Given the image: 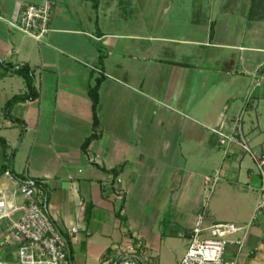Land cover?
<instances>
[{
    "label": "crops",
    "instance_id": "obj_1",
    "mask_svg": "<svg viewBox=\"0 0 264 264\" xmlns=\"http://www.w3.org/2000/svg\"><path fill=\"white\" fill-rule=\"evenodd\" d=\"M165 1L97 0L95 10L87 0H0V61L27 65L39 93L5 115L26 87L18 75H0V137L13 152L11 167L46 188V212L68 240L73 264H109L130 248L150 264L154 244L180 237L186 243L177 264L199 214L207 224L241 228L229 237L225 261L264 264L257 165L236 146L225 150L212 132L229 133L244 109L249 146L264 158V85L254 87L253 79L264 63V0H176L194 15L203 10L204 43L194 41L192 27H162ZM24 3L53 7L40 40L9 25ZM197 43L207 51L205 68L195 64V48H179ZM100 75L99 129L85 153L92 132L87 90ZM118 166L112 185L107 171ZM5 173L0 192L19 208L18 219L22 199ZM120 208L124 220L116 216ZM7 224H0V240Z\"/></svg>",
    "mask_w": 264,
    "mask_h": 264
},
{
    "label": "built area",
    "instance_id": "obj_2",
    "mask_svg": "<svg viewBox=\"0 0 264 264\" xmlns=\"http://www.w3.org/2000/svg\"><path fill=\"white\" fill-rule=\"evenodd\" d=\"M54 15L50 3L41 5L24 3L11 28L40 40L49 32V23ZM254 87L264 85V63L253 74ZM248 99V98H247ZM244 109L232 120V130L224 133L213 129L217 134L219 144L225 150L236 146L249 156L257 165L261 177L255 213L264 212V158L257 156L249 146L248 139L243 130ZM15 184V193L22 199L21 215L14 219L19 208L6 199L0 192V224L8 222L0 240V252L8 247H15L5 257H0V264H72L67 259L68 245L54 221L47 214L43 204V193L30 180L18 181L8 172ZM207 180V179H206ZM241 230L240 227L229 222L207 224L203 214H199L190 231L189 245L184 256L177 264H236L223 259L224 252L229 243V237ZM70 233L76 229L71 228ZM134 248L128 251H119L113 264H136L131 259L136 256Z\"/></svg>",
    "mask_w": 264,
    "mask_h": 264
},
{
    "label": "trees",
    "instance_id": "obj_3",
    "mask_svg": "<svg viewBox=\"0 0 264 264\" xmlns=\"http://www.w3.org/2000/svg\"><path fill=\"white\" fill-rule=\"evenodd\" d=\"M91 3L92 8L93 9H97L98 7V2L97 0H87ZM105 57V54H100L98 61H97V65L99 66L100 70H102L103 67V59ZM0 75H4L8 72L18 75L20 76L25 84L26 87V91L23 95H19V96H14L13 98H11L7 104L5 105V115L8 114L10 108L12 107V105L18 103V102H28V101H34L38 98L39 93L35 87V83H34V74L33 71L27 66V65H23V66H12L11 64H7L4 62L0 61ZM3 70V71H2ZM104 77L102 75H100L99 77H96L93 79L94 84L93 85H89L88 90H87V94L91 100V111H92V126H91V134L84 140L83 144H82V151L86 153L87 148L89 146V144L95 140L97 138V130L99 129V120L97 117V109H98V104H99V87L103 81ZM20 123V122H19ZM0 147L2 149L3 152V160L4 162L2 164H0V176L3 175L5 172H8L14 179L18 180V181H26L24 178H22L21 176L17 175L14 173L12 167H11V162L13 159V152H11L10 154H7V150H8V146L6 141L0 137ZM122 169V166H118L116 168H113L109 171H107L108 173H110L112 175V182L111 184L113 185L115 182V179L118 177V175L120 174ZM104 170V169H102ZM105 171V170H104ZM36 187H39L43 193V198H44V202L43 204L46 206L47 203V190L46 188L43 186V184L36 179H32L30 180ZM123 200V197H122ZM120 211L121 208L119 209V211L116 213V216L120 219V220H124V218L121 217L120 215ZM85 216L88 217V210L87 213L85 211ZM67 245H68V252H67V259L69 260L70 263L73 264L72 262V254H71V250L69 247V242L66 239L65 235L63 234ZM110 253V250L109 252ZM132 260H134L136 262V264H146L145 262H143L140 258L139 255L136 256H132L131 257ZM114 261H116L114 259ZM113 261V262H114ZM113 262H110L109 264H113Z\"/></svg>",
    "mask_w": 264,
    "mask_h": 264
},
{
    "label": "rangeland",
    "instance_id": "obj_4",
    "mask_svg": "<svg viewBox=\"0 0 264 264\" xmlns=\"http://www.w3.org/2000/svg\"><path fill=\"white\" fill-rule=\"evenodd\" d=\"M165 8H162V15L167 17L168 19L164 22L162 26L165 30L170 29L169 31H178L179 33H183L186 27H192L196 29L197 33L195 36V40L199 43H204L207 39L203 35L205 32V28L207 24H204V15L201 13L202 9H197L196 15L195 12L188 7L187 3L178 1H165L163 4ZM180 7V9H179ZM178 20V21H177ZM192 21H194L192 23ZM120 29H127L129 28V24L124 25L125 23H118ZM135 25V23H133ZM132 26V25H131ZM115 28V26L113 27ZM161 31V30H160ZM162 32V31H161ZM183 38V37H181ZM185 38H188L187 36ZM191 36L188 38L190 39ZM192 41V40H191ZM179 48L182 50H188L195 48L196 57L194 59L195 64L198 68H205L207 67V51L206 48L201 47V44H196V46H184L180 45ZM225 56V55H224ZM197 74L198 71H197ZM189 205L192 206L191 201ZM186 241L180 237H176L175 239L169 241L166 245L162 244L160 247L157 248L156 244H154L150 251V264H173L176 261L178 255H181L182 250L185 248ZM125 251V250H124ZM123 251V253H124ZM139 253L137 252L136 255Z\"/></svg>",
    "mask_w": 264,
    "mask_h": 264
}]
</instances>
